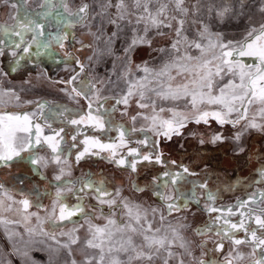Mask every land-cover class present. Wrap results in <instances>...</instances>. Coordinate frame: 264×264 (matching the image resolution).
I'll use <instances>...</instances> for the list:
<instances>
[{
    "label": "rangeland",
    "instance_id": "obj_1",
    "mask_svg": "<svg viewBox=\"0 0 264 264\" xmlns=\"http://www.w3.org/2000/svg\"><path fill=\"white\" fill-rule=\"evenodd\" d=\"M55 1L57 3L63 1L64 3V0ZM13 2L16 3L15 0H10V3ZM213 2L219 5L225 0H213ZM81 3L82 0H67V11L76 12ZM260 4L261 0H253L251 9L248 11V16L251 19H241L239 22L234 21L230 25H218L214 20L210 21L206 8L200 19L210 24L212 33L223 32L226 40L242 42L251 25L254 24L258 27L261 22H264V16L259 12ZM93 6L95 8V4ZM16 9L17 7L12 8L0 0V16L4 18L6 25L13 24ZM111 11L115 12V9L113 8ZM88 24L91 26V32H95L97 22L89 20ZM199 27V23L192 24L190 22L186 25V35L190 40L196 38ZM65 30L68 43L73 40L78 41V45L79 43L85 46L92 45V47L80 49L65 45L63 50H73L85 59L86 70L78 79L91 81V84L95 86L87 100L92 104L91 115L93 117L104 116L105 125L104 127L97 126V131H94L96 120L89 119V107L86 103L71 91H65V89L51 83L41 66L30 63L29 58L35 62L36 57H34L35 52L32 50L31 44H29V35L26 39L24 36L23 42L16 43V45H20L19 47L8 42L0 43V108L25 110L21 113L28 115L29 118L37 117L38 120L41 119L44 122L38 121L42 129L40 133L41 143L35 145L29 152L21 154L25 160L16 158L8 162L10 166H4L0 162V186H3L0 188V264H72L73 260L76 261V264H84L86 256L98 255L97 250L85 247V242L90 237L89 225L103 227L107 223L106 217L111 209L107 204L98 203L95 198L97 194L94 191L84 188V182L88 180L95 184L103 181L110 192L119 190L120 195L113 197L117 202V207L111 216L112 219H116L118 222L126 220L122 208L119 207L124 200L148 209L150 220L153 219L150 210L155 208L157 214L153 223L154 228L161 226L160 213L166 217L165 226L169 223L188 225L183 235L189 242L192 256H184L185 264H194V260L199 258L207 259V256L202 257L200 245L207 241V248L214 250L216 242H220L221 237L212 233L200 236L196 233V229L204 227L210 221L218 227L222 225L228 228L229 225L225 221L236 223L245 219L236 213L237 208L234 207L240 198V191L236 195L228 194L220 200L211 191L212 188L218 186L211 185L209 181L212 177L220 178L219 174H221L223 177L220 179V183L226 184L225 186L231 187L230 189L234 188L235 190L242 185L248 188L250 193L259 190L264 191V181L257 174L258 169L262 165L264 166V134L249 130L242 138L246 150L244 153H239L232 137L237 131L243 129L248 122L247 120L238 129L231 127L230 124L221 126L211 118L208 124H197L192 119L195 113L191 105H186L184 100L178 102L157 101L155 112L150 107H138L135 99L127 107L123 104L117 105L116 100L121 99L127 90V84L123 79V72L127 63L123 49L127 46V40H117L112 56H94V49H103L105 45L103 40L99 42L93 40L89 34V27L75 22V24L66 25ZM40 31L42 30H39V33ZM107 31L111 33L112 27L108 26ZM163 31L166 35L157 36L154 32L149 33V36L153 37L151 48L137 47L130 54L133 77L143 75L142 72L136 71V65H143L147 62L150 68H158L162 61L170 58L167 51L161 53L158 50L161 48L168 49L173 42L174 34L169 29ZM121 35L130 39L132 32L126 28ZM44 37V44H49V37L51 44L53 37L51 35ZM36 39L39 43V34ZM212 39L214 40L215 37L213 36ZM204 43L206 44L207 41ZM11 46L13 49L7 48ZM5 50L7 52L12 50V54L6 53ZM190 51L193 56L198 54L194 50ZM89 57H92V60H89ZM237 59L246 66L259 64L256 57L244 56L237 57ZM215 79L214 94H218L219 88L227 84L232 77L224 75L222 79L219 77ZM177 82H180L179 77ZM29 89L33 90V93H22V91L27 92ZM16 96H19V100L15 98ZM160 107H164L165 111L160 112ZM171 107H175L177 111L189 117L186 127L181 129L183 130L182 135L176 136L178 137L175 143L177 155L170 160H163L161 164L142 161L140 157L130 155L131 150H135L141 156L147 155L153 151L154 143L158 145V150L161 152L159 141L162 137L156 135L153 130L152 117L158 116L157 123L159 120L171 119L172 113L168 111ZM219 107L218 105H200L202 110H218ZM257 107L253 105L249 109V119L256 114ZM70 113L77 114V120H81L83 117V121L76 124L75 140L73 136L69 141L64 139L68 141V145L62 142V137H60L62 133H60V128H57L59 136H56V140L57 138L61 140L59 151L61 163L55 164L52 163L54 154L51 148L43 142V138L53 136L50 129L54 131L56 129L49 126L44 128L42 124H51L49 119H53V116ZM12 114L16 115V113ZM133 117L136 119L133 120ZM232 118H235V114ZM257 121L261 122L259 116H257ZM121 131L125 133L123 143L121 142ZM216 133H221L226 137L224 142L217 144L207 142ZM19 136L23 142L27 143V134L20 133ZM32 137L34 141L35 133H32ZM82 138L83 142L80 141ZM201 140L206 142L202 144ZM141 141H147V143H141ZM78 144H81L82 147L78 148ZM100 144L112 145L113 147L101 149ZM163 146L165 147V144ZM85 149L88 151L85 152ZM213 149L226 152L225 160L220 155L210 158L209 152ZM81 152L84 155L77 161V156ZM106 152H110L109 160L111 162L115 163L116 159L123 158L124 165L118 166L115 163L117 168L112 167V164L105 166L102 160L101 163L96 164V159H103L101 156H105ZM30 155L42 159L37 165H32L26 162ZM44 160L48 161L47 166L44 165ZM132 162H137L136 171H132L129 167ZM215 163L218 168L214 166ZM183 167L188 168L189 173L193 174L184 173ZM61 169H63V174ZM241 170H243V179L238 180V171ZM165 172L182 174L183 178L177 179L176 183L173 184L171 179L175 177L163 176ZM58 175L61 176L60 180L55 178ZM228 181L230 183H227ZM203 184H206L207 188L199 186ZM245 184L248 186L246 187ZM137 187L144 189V191H137ZM208 191H211L216 197L212 202L205 200ZM58 192L61 193L59 200L57 199ZM157 192L162 193V197L157 196ZM169 196L175 199L179 208V210H173L171 215L167 211V204L170 202L167 199ZM24 199L29 200L27 210L20 203ZM104 199H108V197H104ZM62 205L68 208L82 206L83 212H77L70 220L61 221L59 220V210ZM210 205L224 211L209 214L205 209ZM101 208H103L104 215L101 214ZM229 208L233 210L231 215L226 211ZM217 216H221V219L216 220ZM249 223L245 219V224L248 225ZM231 231L235 238L243 239L245 237L244 231ZM70 233L73 237L79 238L77 244H71V237L68 235ZM260 234L258 232V235ZM222 242L224 243L223 252H211L210 255L213 259H218L223 264L224 256L235 248L243 259L235 258L233 264H254L257 256L252 255L253 249L250 244L235 246L227 239ZM62 244L70 246L71 255H69L68 249L60 247ZM175 251L179 253L182 250L175 249ZM124 258L121 256V259ZM155 264H162V262L157 260Z\"/></svg>",
    "mask_w": 264,
    "mask_h": 264
},
{
    "label": "snow or ice",
    "instance_id": "obj_2",
    "mask_svg": "<svg viewBox=\"0 0 264 264\" xmlns=\"http://www.w3.org/2000/svg\"><path fill=\"white\" fill-rule=\"evenodd\" d=\"M5 4L16 8V3H10V0H3ZM253 0H225L224 3L217 5L213 0H82V3L77 8L76 12L69 13L74 18L76 23L89 27V34L93 40L99 42L103 40L105 48L94 49V56L108 55L112 56L115 52V44L117 40H127V46L123 49V55L127 58V63L123 72V79L127 84V90L122 95L121 99L116 100V104H123L126 107L135 99V102L140 108H151L156 111L157 101L178 102L184 100L190 104L195 115L192 117L195 123L208 124L209 119L215 120L217 124L223 126L225 124L237 127L241 121L247 120L243 129L237 131L232 140L234 141L239 153L245 152V146L242 143V138L249 130H255L264 134V22L259 26L251 25L242 42L226 40L223 32H211V26L200 19L202 13L207 11L208 19L214 20L218 25H230L232 22H239L241 19H251L248 16ZM95 4V8L94 5ZM63 7L67 11V0H64ZM115 9L112 12L111 9ZM259 12L264 16V0H261ZM13 19L16 21L13 25H0V35L6 39L11 37H20L23 41L24 34L29 31H35L36 28H42V25L36 24L27 12L24 15H19ZM96 21L97 28L95 32H91V26L88 21ZM197 24L200 27L197 30L196 38L189 39L186 35V25L189 23ZM111 26L113 31L109 33L107 27ZM130 29L132 36L129 38L122 37L125 29ZM169 29L174 34L173 42L168 49L161 48L158 51L161 53L167 51L168 59L161 62L158 68H150L145 62L143 65H136V71L142 72L140 77H133L131 68V53L137 47H152L153 37L149 36L150 32H154L157 36L166 35L163 31ZM215 37L213 40L212 37ZM56 45L64 46V41L67 35H57L53 38ZM204 41H207L205 44ZM0 39V43H3ZM17 47L20 45L17 44ZM50 43L45 45L49 48ZM82 47H92V45H82ZM27 51V49H25ZM190 50L196 51L198 54L193 56ZM218 50V51H217ZM256 57L259 60L257 65H243L237 57ZM68 60H75L71 54H68ZM92 60V57H89ZM79 64V61L76 60ZM84 71L83 65H80V72ZM224 75H230L232 79L223 87L219 88L218 94H214V86L217 77L223 78ZM79 72L73 75L66 83L75 96H82L85 99L90 98V93L95 87L91 81H81L78 79ZM133 77V78H130ZM180 82H177V78ZM67 91V89H65ZM7 95V93H5ZM19 100V96L15 97ZM97 98L98 94H97ZM218 105V110H202L200 105ZM256 105L257 112L251 119L248 118L249 109ZM43 107V105H41ZM160 112H164L165 108L160 107ZM172 113L171 119L158 120V116L154 115L153 130L156 135L166 140H171L173 136L182 135L181 129L186 127L189 117L179 112L175 107L168 109ZM92 104L89 103V119H95L99 127H104L105 117L91 115ZM235 114V118L233 117ZM259 116L261 122L257 121ZM133 120L136 117L132 118ZM147 119V117H145ZM83 121L71 120L70 123L78 124ZM35 128V140L33 141L32 130ZM42 129L39 124H32L28 115H0V162L4 166H10L9 161L16 158L25 160L22 157L23 152H29L31 149L41 143L40 133ZM60 131H63L61 129ZM20 133L27 134V143L19 136ZM125 133L121 131V142ZM59 132L53 136L43 138L54 154L52 163L59 164L60 160V141L56 140ZM62 139V138H61ZM75 140V136H73ZM226 137L221 133L214 134L209 141L211 144L223 143ZM19 141V143H18ZM206 141L201 140V143ZM98 143V142H95ZM147 143V141H141ZM101 149L112 148V145L100 144ZM88 149H85V152ZM130 155L138 156L142 161L149 163H163V153L158 150V145L153 144V151L147 155L137 153L135 150L129 152ZM81 152L77 156V161L83 157ZM42 158L30 155L27 158L28 163L37 165ZM44 165L47 166L48 161L44 160ZM118 166H123L125 161L123 158L114 161ZM66 163V161H65ZM136 163L129 164L132 171H136ZM63 174V169L60 170ZM184 173H189V169L183 167ZM193 174V173H189ZM257 174L264 179V166L258 169ZM163 176L175 177L171 179V183L175 184L177 179H182V174H173L165 172ZM57 180L61 176L55 177ZM156 179V178H154ZM259 183V181H257ZM166 186V185H165ZM207 188L206 184L199 185ZM3 186H0L2 188ZM84 188L94 191L99 204H107L111 212L108 214L107 223L103 226L89 225L90 237L85 242L87 249L98 251V255L86 256L84 264H155L160 260L162 264H185L184 256H192L189 242L185 239L183 232L188 225L185 224H167L164 221L166 217L160 213V227H153L154 219L157 214V209H151L149 219V210L143 208L139 204H132L124 200L119 207L122 208L126 220L118 222L112 219L111 216L115 212L117 202L113 198L119 196V190L110 192L101 181L95 184L88 180L84 182ZM83 190V189H82ZM137 191L144 189L136 188ZM157 196L162 197V193L157 192ZM61 193H57L59 200ZM108 197V199H104ZM11 199V197H9ZM170 202L167 204L168 214L171 215L173 210H179L175 199L171 196L167 198ZM216 199L215 195L208 191L205 196L207 202H212ZM20 203L24 209L29 207V200L24 199ZM264 205V191L253 192L246 200L239 201L234 207L243 209L239 215L247 219L250 223L245 224V219L239 222L232 223L225 221L229 225L228 228L217 226L214 222H209L202 228H197L196 233L200 236L212 233L221 237L220 242H216L215 249L207 248V241L200 245L202 249V257L207 256V259L199 258L194 260V264H221L218 259H213L211 252H223V240H230L235 246L242 244H250L252 246V255L257 256L254 264H264V207L258 209L252 208L250 205ZM37 207H40L37 205ZM55 211V210H53ZM101 214L103 208H101ZM207 213L223 212L224 210L217 209L214 206L206 207ZM228 214H233L232 208L226 210ZM77 212H83L82 206L68 208L62 205L59 210V220H70ZM221 216H217L216 220H220ZM251 223H255L256 228L251 227ZM231 230H243L244 239L235 238ZM75 231V230H74ZM261 234L258 235L257 233ZM71 237V244H77L79 238ZM53 239L55 237L53 236ZM60 247L68 249L71 255V249L68 244H62ZM175 249L182 250L181 252ZM124 256V259H121ZM235 258L243 259L239 256L236 249L229 251L223 258V264H233ZM72 264H76L73 260Z\"/></svg>",
    "mask_w": 264,
    "mask_h": 264
},
{
    "label": "flooded vegetation",
    "instance_id": "obj_3",
    "mask_svg": "<svg viewBox=\"0 0 264 264\" xmlns=\"http://www.w3.org/2000/svg\"><path fill=\"white\" fill-rule=\"evenodd\" d=\"M63 1H59L57 3V5L55 6H50V3H48V1L46 0H29L28 5L26 7L28 10V14L29 16L35 20L36 24L38 25H42V28H36V30L33 31H29L27 34L29 35L30 38V43L32 46V50L35 52L34 53V57H36V61H31L30 63L33 65L35 64V66H41L42 70L48 75L51 83L59 86L62 89H67L69 91L70 87L66 84V83H61V81H68L73 75H76L79 72V76L82 74V72H80V65H83L84 67V71L86 70V65H85V59H83L80 55H78V53H76L73 50H63V48L65 47V45H69L72 46L73 48H77L80 49L82 48V45L79 43V45H81V47H79L78 45V41H70V43H68V40L64 41V46L61 48L59 46H57L55 43V40L53 39L55 36L57 35H65V27L66 25H71V24H75V20L73 17H71L69 15V11H66L65 8L63 7ZM15 16H17V9H16V13ZM13 24L16 23L15 20H13ZM39 30L40 31L39 33ZM39 34L40 37V42L38 43L37 41V35ZM46 35H51L53 38L50 44L49 48H45V37ZM42 39H44V41H42ZM36 43H33V42ZM48 42L50 43V37L48 39ZM68 54H71L73 57H75V60H68ZM76 60L79 61V64L76 63ZM53 75V76H52ZM85 103L86 105L89 107V103L90 101L85 99L82 96H79ZM38 106V105H36ZM7 114V113H5ZM12 114V113H10ZM16 114H19V112H16ZM98 116V115H97ZM60 117V126L57 128L63 129V131H60V133H62L61 135H63L64 139H68V141L72 138V136H74V134H76V124H72L70 123L71 120H77V114L75 113H70V114H62L59 115ZM69 120V121H68ZM246 121V120H245ZM245 121H241V123L235 127V129H238L239 126H241ZM69 122V123H68ZM44 126H49V127H55L54 123L52 122L51 124L45 123ZM96 126L94 128V131H97V122H96ZM232 127V125H231ZM181 132H183V130H181ZM63 139V140H64ZM178 139V137L174 136L171 140H166L161 138V140L159 141L160 143V149L161 152L163 153L162 156V160H170L172 159L174 156L177 155L176 152V140ZM68 141H65L66 143ZM81 142H83V138L80 139ZM163 144H165V147L163 146ZM68 145V143H67ZM82 147L81 144H78V148ZM222 156V159L225 160L226 158V152H223L220 149H213L209 152V157H216V154H219ZM103 159H96V164L98 163H102L106 166V165H110L112 164V167H116V164L111 162L109 160L110 158V152H106L105 156L102 155L101 156ZM102 160V161H101ZM260 164V163H259ZM217 168L218 166L215 165ZM263 166V165H262ZM117 168V167H116ZM126 170V169H123ZM242 171H238V180H242ZM220 178H211V180L209 181L210 184H214V186H218L217 188L214 187L212 188L211 191H213L216 195V197H218L220 200H222L223 198H225L226 195H236V193H238L240 191V198L237 200L236 204L239 201L242 200H246L252 193H250V190L248 191V188L243 187L242 185L238 188L235 189L231 187H227L225 186L226 184L222 185V183H220V179L223 177L221 174H219ZM213 179V180H212ZM260 181V180H259ZM264 181V179H263ZM227 183H230L229 181ZM245 186L247 187L248 184H245ZM262 191V190H259ZM226 193V194H225ZM252 208L254 209H258L259 206L256 205H250ZM261 207H264L261 206ZM241 211H245L243 209H236V213H240ZM252 228H256L257 226L255 225V223L251 224ZM243 231V230H240ZM258 234V233H257ZM245 237H243L244 239Z\"/></svg>",
    "mask_w": 264,
    "mask_h": 264
},
{
    "label": "crops",
    "instance_id": "obj_4",
    "mask_svg": "<svg viewBox=\"0 0 264 264\" xmlns=\"http://www.w3.org/2000/svg\"><path fill=\"white\" fill-rule=\"evenodd\" d=\"M15 2H16V5H17V10H19V15H24V13L25 12H27L28 13V10H27V8L28 7H26L27 5H28V2H29V0H15ZM48 3H50V6L52 5V6H55V5H57V2L55 1V0H48ZM0 25H6L5 24V22H4V18H2L1 16H0ZM13 25V24H12ZM28 32H26L25 34H24V36H25V39H26V37L28 36V34H27ZM0 39H3V41L4 42H8V43H11V44H14V45H16V43L17 42H20L21 41V38L20 37H16V36H13V37H11V39H6V38H4L2 35H0ZM24 41V40H23ZM22 41V42H23ZM42 41H44V39H42ZM4 42L2 43V44H4ZM8 49H13L12 48V46L11 47H7ZM12 50H10V51H8L7 52V50H5V52L6 53H8V54H12V52H11ZM11 63V62H10ZM7 69H8V67H7ZM9 70V69H8ZM22 93H25V94H30V93H33V90H31V89H29V91H22ZM1 115H3V114H5V113H0ZM11 115H13V114H11ZM15 115V114H14ZM16 115H24L23 113H19V114H16ZM31 121H32V124L33 125H35V124H38V121H41V122H43L41 119H39L38 120V118L37 117H32V118H29ZM49 120H51V122H53L54 123V125L56 126V128H57V126L59 127L60 126V117H59V115H56L55 117L53 116V119H49ZM44 123V122H43ZM43 126L42 127H46V126H44L45 124H42ZM47 128V127H46ZM50 132L53 134V135H55V133H57L58 131H57V129L54 131V130H51L50 129ZM32 133H35V128H33V130H32ZM60 137H62V142L65 144V145H67V143L65 142V140H63L64 138H63V135H61L60 134ZM57 140H59L58 138H57ZM61 140H59L60 142H61ZM61 144V143H60ZM221 153H219V154H216V155H220ZM221 156V155H220ZM222 157V156H221ZM211 158V157H210Z\"/></svg>",
    "mask_w": 264,
    "mask_h": 264
},
{
    "label": "trees",
    "instance_id": "obj_5",
    "mask_svg": "<svg viewBox=\"0 0 264 264\" xmlns=\"http://www.w3.org/2000/svg\"><path fill=\"white\" fill-rule=\"evenodd\" d=\"M27 110V109H26ZM25 110H10V109H3V108H0V113H7V114H10V113H16V112H24Z\"/></svg>",
    "mask_w": 264,
    "mask_h": 264
}]
</instances>
